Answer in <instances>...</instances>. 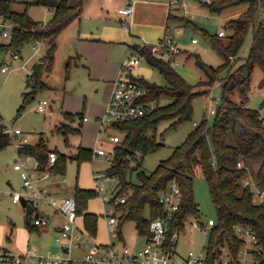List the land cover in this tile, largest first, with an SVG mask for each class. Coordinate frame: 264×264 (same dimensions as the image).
Segmentation results:
<instances>
[{
  "label": "trees",
  "instance_id": "trees-1",
  "mask_svg": "<svg viewBox=\"0 0 264 264\" xmlns=\"http://www.w3.org/2000/svg\"><path fill=\"white\" fill-rule=\"evenodd\" d=\"M15 2H23L24 9H15ZM84 2L85 0H0V17L4 16L14 23L10 41L0 44V48L11 49L15 55L21 52V48L28 41H45L48 44L47 51L41 58L43 61L34 63L32 74H28V89L23 93V103L19 106L18 113H21L26 104L33 101L41 90L47 88L43 76L53 70L58 36L82 14ZM30 4L53 9V17L48 22L35 20L29 14ZM204 5L211 12L217 13L230 7L247 6L239 17L226 22L229 34L225 36L211 35L186 15H169V19L182 21L184 27L203 29L213 47L224 56L223 63L214 66L196 54V64L205 73V78L194 85L177 71L172 59L166 57L165 52L154 53L150 45H134L133 49L138 50L148 63L160 70L167 84L160 85L140 77V81L149 88V99L156 100L158 105L144 117L113 124L124 136L111 148L113 159L105 171L119 179L117 196L128 193L126 202L115 206V209L121 212L117 228V239L120 241L124 239L123 224L130 219L136 223L141 235L149 233L151 220L162 213L159 196L173 180L179 182L183 192L181 209L176 216L174 229H184L191 217L201 218L193 193L194 178L200 168L217 211V223L210 234L208 246V258L212 260L219 245L226 242L237 255L243 244L235 233V226L238 224L252 226L264 247V201H255L252 187L244 184V180L252 176L258 186L264 187V117L259 109L232 99L235 91H238L243 99H247L253 71L257 66L264 69V17L256 24L258 16H264V0H205ZM251 27L254 30L249 54L244 64L233 69ZM218 81L223 89L222 103L215 110L213 123L203 119L201 123L195 124L186 140L176 146L168 158L161 160L156 169L151 172L141 169L145 155L162 146L156 139L159 124L162 121H171L170 127H176L191 120L194 99L207 93ZM163 98H170L171 101L162 105L160 101ZM66 120L67 122L58 129L64 132L68 142L69 134L79 131V128L71 125L75 121V114L66 113ZM11 142L10 136L0 126V150ZM50 151L52 150L44 138L36 144L27 143L19 149L20 154L37 158L41 170L49 165ZM55 151L58 159L55 165L50 167L55 175L66 173L69 159H76L80 164L93 158L91 148L79 147L75 155ZM240 164L242 166H239ZM133 171L137 172V182L129 179V173ZM98 196L95 188L76 186L78 213L83 216L85 227L92 236L97 234L100 214L90 211L88 204ZM146 212H149L148 216ZM28 225L30 228L36 227L31 222ZM260 264H264V250Z\"/></svg>",
  "mask_w": 264,
  "mask_h": 264
},
{
  "label": "rangeland",
  "instance_id": "rangeland-1",
  "mask_svg": "<svg viewBox=\"0 0 264 264\" xmlns=\"http://www.w3.org/2000/svg\"><path fill=\"white\" fill-rule=\"evenodd\" d=\"M187 1L188 4L196 5L203 10L193 15L191 14L188 17L195 21L199 27L207 30L211 35H216L218 31L222 29L226 31V34H229V29L225 25L230 19L229 17L225 18L224 14L245 6L239 5L230 7L221 13H217L211 12L210 9L204 5V1L202 0ZM14 8L23 10L24 3L15 2ZM205 9L208 10L206 11ZM29 14L35 20L48 22L53 17L54 12L44 5L30 4ZM262 17L264 16H258L256 24H258ZM8 23L10 24L8 29H12L14 23L11 21H8ZM203 29L185 27L181 30V34L177 33V31L173 32L176 40H180V46L182 48V52L177 54V64L174 67L188 82L194 85L205 78V73L196 64V54H199L206 63L214 66L220 65L224 61V56L213 47L210 39L204 34ZM68 30L69 29L64 31L59 38L60 43L56 52V60L53 70L50 72L49 79L59 86L65 85L68 93L71 92L76 97L87 95L89 99L96 100L95 83L89 77L83 65L77 66L73 61L69 70L70 77L67 81L65 80L68 58L70 55L75 54L77 50L76 42L67 39ZM253 30L254 28L251 27L233 69L245 63L253 40ZM193 37L198 39L197 43L192 42ZM9 41L10 37L4 36L0 27V44H7ZM47 47L48 44L45 41L26 42L21 48L19 58L14 60L11 65L12 69L7 72L2 70V66L9 63L14 55V51L0 48V115L5 122H10L15 127L22 128L25 131L24 136L28 137L31 143L37 142L40 137L43 136L49 148L59 150L68 155H75L85 135L83 132L79 131L72 132L69 134L67 142L64 132L56 128L61 124L60 121L62 117L61 109L59 108L60 94L57 90L49 88L41 90L36 95V98L27 103L22 112L18 113L19 106L23 103V93L28 89L26 84L28 74L30 73L29 70L39 58L45 55ZM24 62L27 63L25 67L22 66ZM140 67L144 69L145 72H137V69ZM134 73L139 77L156 82L160 85L167 84L160 70L148 63L146 59H142L141 63L136 66ZM263 77L264 69L261 66H257L252 73L251 90L249 91L248 98L243 99L240 93L235 91L232 94V99L237 102H245L248 106L259 109L264 116ZM196 89H200V87H196ZM61 90L62 89H60V91ZM222 92L221 82L218 81L207 93L197 96L193 102L194 110L191 120H187L176 127H170L171 121H162L156 132L157 142L162 143V146L145 155L141 169H144L146 172H151L156 169L161 160L168 158L174 151V148L186 140L189 133L195 128V122L199 124L203 119H207L209 123H213L215 112L212 110H216L222 103ZM42 99L51 101L54 114L51 115L49 112L43 113L36 109L38 102ZM170 101V98H163L160 103L164 105ZM71 125L74 127L79 126L78 122H76V124L75 122L71 123ZM114 134H119L121 137L124 136L113 124H105L101 134L98 136L101 138L100 142L97 141L96 145L102 146V142H106V144L111 143L110 135ZM26 159V155L19 154L14 142H11L7 147L0 150V224L4 225L3 228L0 226V246L10 249L11 252L15 254L63 255L65 254L66 244L56 239V233L51 230L39 231L37 228H30L27 216L29 209L23 206L22 203L12 202V192L14 190H21L24 185L21 172L16 169L14 165L17 161H26ZM132 164H134V162H132ZM110 165L111 161L107 158V155L93 154L91 160L83 161L80 164L76 159H69L66 166V173L64 174V181H62V183L72 188L73 183L77 179L79 184L87 185L89 186L88 188H93L95 186L94 175L99 174L100 171L106 170ZM129 179L133 182H137V172H130ZM114 182L115 181L105 180V189L109 191L111 184ZM104 193L107 192L103 191V194ZM193 193L194 199L200 209L201 219L207 221L210 218H216L217 211L212 201L207 181L200 168L197 170V174L194 178ZM88 207L89 209L97 211L100 216L107 214L111 209V211L114 210L111 203L104 201L102 203L100 198L91 199ZM146 215L148 216L149 212H146ZM194 218L195 217H191L190 219L192 220ZM11 227L14 228L13 236L10 234ZM139 234L136 223L133 220L130 219L124 222L123 236L129 246L133 238H137L138 244L143 245L142 241L144 237ZM111 235L115 236L114 234ZM208 240L209 235L206 234L205 231L194 228L192 225L188 224L187 228L181 233L178 245L180 252L178 259L181 261L191 249L204 251L208 244ZM116 241L118 244L122 242V240L119 241L117 238ZM6 242L8 243L6 244ZM119 245H123V243ZM78 253L83 255L84 250L73 248V254Z\"/></svg>",
  "mask_w": 264,
  "mask_h": 264
},
{
  "label": "built area",
  "instance_id": "built-area-1",
  "mask_svg": "<svg viewBox=\"0 0 264 264\" xmlns=\"http://www.w3.org/2000/svg\"><path fill=\"white\" fill-rule=\"evenodd\" d=\"M171 2L182 6L186 5V0H171ZM132 13L133 5H128L125 14L131 15ZM0 27L4 36H11L12 29H8L10 24L4 16L0 17ZM219 35L225 36L226 33L222 30ZM142 45H150L152 52L160 53L163 51L169 56L180 52V47L171 36L157 42H143ZM16 58H19V54L13 55V59ZM170 58L172 59V57ZM142 59L143 57L139 51L132 49L122 64L119 75L113 82L112 94L105 113L98 118L101 126L136 120L150 114L157 107V101L149 99V88L134 73L136 66L141 63ZM39 61L42 62L43 60L39 58L37 62ZM22 66L25 67L26 62ZM11 69V64L8 63L2 67L5 72ZM29 72L32 74L33 68ZM36 109L43 113L54 114L53 104L48 99L40 100ZM212 111L215 112L214 109ZM195 124L197 123L195 122ZM0 126L10 136L11 141L15 143L18 152L23 145L29 143L28 137L24 136V130L15 127L10 122H5L1 115ZM121 139L122 137L119 134L110 135V140L113 143H118ZM93 151L94 155H107L110 161L113 159V154L101 146H97ZM24 155L27 157L26 161L19 160L15 163V168L21 172L24 185L21 190L12 192V199L16 203H22L23 199H26V207L29 209L28 218L37 227H46L50 224V217L41 210L43 203L48 204L57 213L61 214L65 221L58 232L57 240L66 244V253L63 255L15 254L0 246V264H181L176 262L178 245L181 233L187 228L188 224L205 231L210 239L212 229L217 223L216 218L204 221L195 217L187 221L184 229H174L176 216L181 209L183 192L179 182L173 180L159 196L162 213L151 220L150 231L146 235L147 240L143 248L134 251L127 245L95 242L87 229L79 224L80 215L76 197H57L46 186L45 182L54 175L50 167L54 166L58 159L57 152L55 150L50 151L49 165L44 170L39 168L40 162L37 158L29 154ZM94 179V188L102 196V200L113 205L114 211L109 213V229L117 237L121 212L116 210L115 206L126 202L128 193L117 196L119 179L106 171L96 174ZM105 180L115 181L111 184L109 191L105 189ZM244 184L252 187L255 201H264V187L258 186L252 176L247 177ZM103 191L107 193L103 194ZM235 233L243 241L237 255L234 254L230 245L226 242L219 245L217 253L212 260H209L208 240L204 251L189 250L184 258V264H260L264 247L255 229L249 225L238 224L235 226ZM74 247H83L85 249L84 254L78 257L72 256L70 250Z\"/></svg>",
  "mask_w": 264,
  "mask_h": 264
},
{
  "label": "crops",
  "instance_id": "crops-1",
  "mask_svg": "<svg viewBox=\"0 0 264 264\" xmlns=\"http://www.w3.org/2000/svg\"><path fill=\"white\" fill-rule=\"evenodd\" d=\"M128 5H133V13L131 15L125 14V9ZM246 9L247 6L245 5L235 11H229L226 14H223L225 15V18L229 17V19H234L239 17ZM201 10L202 9L196 5L188 4L187 0L185 6L173 5L170 0H85L82 14L58 36L57 49L60 43L59 38L61 34L69 29L67 39L76 42L77 50L75 54L70 55L68 58L69 60L67 62L65 80L67 81L70 77L69 70L73 61L77 66L83 65L86 68L89 77L95 83L97 99H89L87 95L76 97L71 92L68 93L65 85L59 86L57 83L49 79L50 72L45 73L43 79L47 84V88L55 89L60 94L59 108L61 109L62 117L60 121L61 124L56 128L58 129L61 125L67 122L66 113H73L75 114V121L72 123L75 122L76 124V122H78L79 126L77 127L79 128V132H83L85 135L79 147L91 148L94 150L97 146H99L96 145V142H100L101 138L98 136L101 134L104 126H101L98 118L105 113L107 103L112 94L113 82L119 75L120 68L127 59L128 55L131 53L133 46L142 44L143 42H157L167 36H171L180 47V54L182 52L180 40H176L173 32L177 31V33L181 34V30L185 27L181 24V21L169 19V15L183 14L188 17ZM205 10L207 11L208 9ZM52 11L54 12L53 9ZM222 30H219L217 34H219ZM194 39H196V41H194ZM192 42L197 43L198 39L193 37ZM177 54H174L173 56H169V54L166 55L168 58L172 57V60H174V66L177 64ZM14 60L15 59L12 57L8 64L12 65ZM31 68H33V66ZM137 72L143 73L145 70L140 67L137 69ZM60 89L62 90L60 91ZM42 138L44 137L41 136L35 143H31L30 141L29 143L36 144ZM114 144L115 143L112 142L109 144L102 142L101 147L110 152ZM104 171H100L99 173ZM62 181H64V175L54 174L45 183L50 191L60 198L65 196H75V189L77 185L82 188L89 187L87 185L79 184L76 179L73 183V187L69 188L64 185ZM96 198H100V201L103 203L102 196L99 195ZM12 202L16 203L13 199ZM22 205L26 207L27 204L22 203ZM41 210L50 217V224L46 227L36 226L35 228L39 231L51 230L56 233L57 239L58 232L65 221L64 217L46 203L42 204ZM89 210L98 213L92 209ZM111 210L107 214L100 216L97 234L96 236H93L95 242L102 244L117 242V237L112 236L111 234L113 233L109 229V213ZM28 215L29 214H27V216ZM28 221L31 222L29 218ZM78 221L80 226L86 229L83 216H80ZM0 226L2 228L4 227L3 224H0ZM13 232L14 228L11 227L10 234H12V236ZM142 236L144 237V240L142 241L143 245L138 244L137 238H133L130 245L131 247L126 243L125 239H123L119 244L123 243V245H127L132 250L137 251L143 248L146 244V235ZM7 243L8 242H6V244ZM74 248H77L78 250L83 249L85 252L83 247ZM6 249L10 250L8 248ZM70 254L75 257L81 256L80 253L73 254V248L70 250ZM179 255L180 252L178 249V256ZM184 258L185 256L181 259V261L177 258L176 262L184 264Z\"/></svg>",
  "mask_w": 264,
  "mask_h": 264
},
{
  "label": "water",
  "instance_id": "water-1",
  "mask_svg": "<svg viewBox=\"0 0 264 264\" xmlns=\"http://www.w3.org/2000/svg\"><path fill=\"white\" fill-rule=\"evenodd\" d=\"M22 203L25 204L26 203V199H23Z\"/></svg>",
  "mask_w": 264,
  "mask_h": 264
}]
</instances>
